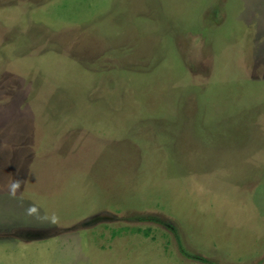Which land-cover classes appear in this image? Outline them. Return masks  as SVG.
I'll use <instances>...</instances> for the list:
<instances>
[{
  "label": "rangeland",
  "instance_id": "374dc122",
  "mask_svg": "<svg viewBox=\"0 0 264 264\" xmlns=\"http://www.w3.org/2000/svg\"><path fill=\"white\" fill-rule=\"evenodd\" d=\"M0 264H264V0H0Z\"/></svg>",
  "mask_w": 264,
  "mask_h": 264
},
{
  "label": "clouds",
  "instance_id": "9594fccd",
  "mask_svg": "<svg viewBox=\"0 0 264 264\" xmlns=\"http://www.w3.org/2000/svg\"><path fill=\"white\" fill-rule=\"evenodd\" d=\"M18 186H19V181H14L12 184V188L15 189ZM30 211H31V209H30Z\"/></svg>",
  "mask_w": 264,
  "mask_h": 264
},
{
  "label": "trees",
  "instance_id": "16d2710c",
  "mask_svg": "<svg viewBox=\"0 0 264 264\" xmlns=\"http://www.w3.org/2000/svg\"><path fill=\"white\" fill-rule=\"evenodd\" d=\"M137 231L138 232H143L141 229H137ZM145 234L148 235L149 234V231H147Z\"/></svg>",
  "mask_w": 264,
  "mask_h": 264
}]
</instances>
